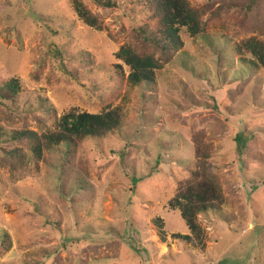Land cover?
I'll use <instances>...</instances> for the list:
<instances>
[{
  "label": "rangeland",
  "instance_id": "1",
  "mask_svg": "<svg viewBox=\"0 0 264 264\" xmlns=\"http://www.w3.org/2000/svg\"><path fill=\"white\" fill-rule=\"evenodd\" d=\"M111 2L0 0V83L20 84L19 102L0 109L3 130H42L70 110L122 113L103 138L59 145L21 170L4 150L24 144L0 139V264H264V68L249 72L237 51L264 41V0H190L203 31L183 28L182 48L157 53L154 83L137 86L112 55L136 24H157L136 0ZM196 140L211 142L225 195L199 215L204 246L181 240L190 231L169 205L197 166Z\"/></svg>",
  "mask_w": 264,
  "mask_h": 264
},
{
  "label": "trees",
  "instance_id": "2",
  "mask_svg": "<svg viewBox=\"0 0 264 264\" xmlns=\"http://www.w3.org/2000/svg\"><path fill=\"white\" fill-rule=\"evenodd\" d=\"M94 2L112 6L111 0H92ZM135 3V2H134ZM149 19L155 21L156 29H152L147 23L136 24L129 39L115 52L112 57L120 60L128 70V83L137 86L143 83H154L155 72L161 65L159 54H165L172 50H179L183 46L181 30L185 28L191 36L203 31L199 11L195 9L190 0H136ZM74 8L79 18L88 26L101 28V21L82 2L76 1ZM237 51L241 55V62H248L253 73L256 69L264 68V41L249 38L237 44ZM46 53L54 55L53 50ZM244 56L242 58V55ZM62 69V65L60 64ZM122 71L123 67L117 64ZM97 75L103 76L100 71ZM88 74H95L93 69ZM105 75V74H104ZM104 78V77H103ZM87 84L90 83L88 80ZM20 84L18 75L12 76L0 83V109L15 107L20 99ZM122 123V113L118 108L103 110L100 113L77 112L70 110L64 113L53 123L42 130L29 128L5 131L0 127V139L23 143L22 147L4 150L7 165L14 170L25 167L27 159L38 162L43 159L44 153L59 145L77 146L85 139H100L110 132L118 129ZM254 134L253 132H251ZM255 137V135H254ZM246 148L244 142L238 145V152L242 153ZM195 154L197 166L189 178L181 181L175 190V194L169 201L173 209L180 211L190 234L179 236L181 240L204 246V231L199 222V215L209 212H217L225 201L223 188L212 171L213 146L210 141L196 140ZM160 234H165L163 223L156 219ZM8 232H4V240H9ZM11 248L9 243L7 250Z\"/></svg>",
  "mask_w": 264,
  "mask_h": 264
}]
</instances>
